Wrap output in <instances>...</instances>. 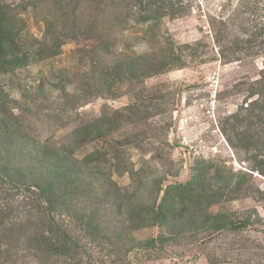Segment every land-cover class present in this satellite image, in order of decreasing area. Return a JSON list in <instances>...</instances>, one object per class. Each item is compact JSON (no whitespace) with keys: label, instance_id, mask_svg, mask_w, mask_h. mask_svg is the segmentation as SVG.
Returning <instances> with one entry per match:
<instances>
[{"label":"rangeland","instance_id":"rangeland-1","mask_svg":"<svg viewBox=\"0 0 264 264\" xmlns=\"http://www.w3.org/2000/svg\"><path fill=\"white\" fill-rule=\"evenodd\" d=\"M0 7L28 57L0 75L6 113L26 140L63 155L65 165L67 155L78 163L83 177L69 188L79 217L96 211L110 240L123 225L115 244L93 242L68 214L56 227L36 189L9 195L0 183V203L14 205L16 221L14 232L0 233L17 239L7 247L0 238V264H264V114L247 123L252 104L264 100V0H0ZM236 130L254 147H243L250 141L238 142ZM218 172L227 186L220 196ZM202 173L196 218H209L205 229L193 232L183 212L175 220L166 212L169 222L156 225L135 217L178 186L198 194L189 181ZM40 177H28L26 188ZM118 194L123 214L114 207ZM215 221L226 226L215 231ZM62 233L79 241L74 255ZM152 239L154 249L139 247Z\"/></svg>","mask_w":264,"mask_h":264},{"label":"trees","instance_id":"trees-1","mask_svg":"<svg viewBox=\"0 0 264 264\" xmlns=\"http://www.w3.org/2000/svg\"><path fill=\"white\" fill-rule=\"evenodd\" d=\"M257 12H259V9L258 11H256V13ZM255 21L256 19L254 20V22ZM47 30H49V27ZM48 35L51 36V34H46L45 39L46 37H48ZM56 47H58V44L54 46L53 51H51L49 55H53L57 52ZM22 51V48L17 43L14 24L9 18L7 11L4 8L0 7V75L9 73L16 68L25 66L27 64L28 57L26 54H23ZM262 79L263 78H261L260 80ZM5 106V103L2 101V99H0V183L4 186L2 188V192L7 191L9 195L10 193H14V195H17L19 192H21L20 194L25 195L29 190L33 191V189H36L38 192V197H36L35 201H37L39 205H41V211L47 213L52 222H55L54 219H56L57 216H59L60 219L65 218L63 213H65L66 215L68 214L69 216H66L68 217V219L73 220L74 218L75 220H78L81 225H83V229L89 234V239H91V241L100 244V239H106L107 242H112L115 244L122 232V224L116 227L117 231L114 240H110L108 234H101V232H99V230H101V223L100 218H96V211L90 214L87 219L81 218L75 213L72 204L73 191L71 188H69V186L73 185L75 187L76 180H78L79 178L82 179L83 177V174L78 170L77 165H75L78 163L73 160V158L67 155V158L71 161H67V164L65 165L66 157H64L63 155L61 156L51 149L42 148L39 145L32 144L30 141L26 140L24 130L19 128V122L15 119L14 116L10 114L8 115L6 113ZM262 114H264V100L258 102L255 101L252 104L250 114V117H252L253 120H249V122L247 123L251 126L252 124H255L256 119L257 121H262ZM235 117L237 118V122L241 123L239 116L235 115ZM84 130L88 131L89 126L85 127ZM244 136L253 145L249 142V144H243V147H254L255 143L252 142L251 137L246 135L243 130H236V137L238 139V142H246V139H243ZM228 141L233 146V148L239 147L233 145L229 138ZM15 145L16 148L20 147V149H16L14 147ZM61 152L67 154L66 152ZM70 154L71 152L69 153V155ZM115 158H117V156H115ZM98 161L101 160L97 158L93 160L90 158L89 163H97ZM64 165L65 168H62ZM36 167H39L41 169L40 172H36ZM38 173L40 174V176L42 174V177L37 178V181L33 184V187L27 186L26 188L25 182L28 177L34 178ZM214 176L215 181H217L220 185V187L216 189L215 193L219 194V196L223 195L222 191L227 187L225 185L226 181H224V175L221 172H218ZM45 177L48 178V182H43ZM205 177L206 176L203 173L197 174L193 178V180L189 181V184L194 185L195 188L200 191L198 194L197 192H192V189H189L187 185L178 186L175 189L178 191V193L173 198L169 197V194L166 192L165 196L161 199L160 204L157 205L156 201H154L149 208H146V212L142 211L144 208H140L139 211H137L135 217H139V222L143 223L147 219L148 221H151V224L155 223L156 225V223L158 224L157 221H162L164 223L169 222L166 212L171 213V216L172 218H174V220L180 219L179 213L183 212L185 213V218H188L189 216V220L187 221L189 226L187 227H192L191 225H194L192 230L193 232H197L200 229H205V225L210 222L209 218L206 217V215H202V212L200 216H203L204 218H196L198 216V213H200L199 211L204 210L200 203L202 201L201 197H205L203 190ZM117 193L118 192L114 190V194L116 195ZM158 195H156L155 200H157ZM121 196L122 194H118L114 201V207L116 209V212H119V214H123L124 210L123 204L121 203L120 199ZM209 197L211 198V196ZM38 198H41V201ZM167 200L168 203L169 200H171V203L168 204L171 209L164 210L163 207L165 206V202H167ZM212 200L214 199L211 198L209 202H211ZM206 203H208V201ZM176 205H179V211L175 210L177 209ZM13 206L14 205L11 203L9 206L8 202L6 201L4 203H0V227H2L3 230L10 229L14 232V224L16 223V221L10 219V209L13 212ZM185 211H187L188 213H186ZM145 215L149 216L150 218H146ZM84 219L85 222L83 224L82 220ZM215 222L216 225L213 226L215 231L221 230L226 226L224 221ZM246 224L247 222H241L238 226H246ZM55 226L60 228V226L56 222ZM230 226H232V228L234 229L238 228L235 222H230ZM177 228L178 227H175L173 229L175 235L178 232ZM180 228L181 231L185 230L184 225H181ZM13 232L11 234L4 232L0 233V238L5 243L4 245L7 246L9 242H17V239ZM48 234L53 235L54 233H52L51 229H48L46 235ZM52 237L53 236H48L47 238L46 236L42 237V239H47L50 245ZM54 237L58 242L59 233L54 234ZM62 238L66 242L69 241V243H72V255H74L78 250L81 249L79 241L74 240L72 237H70L69 234L62 233ZM153 244L154 240L152 239L146 241L143 246L139 247L142 249H154L155 246ZM52 245L55 246V244ZM133 250L134 249L131 248L130 250H128V252ZM7 251L8 250H6V252Z\"/></svg>","mask_w":264,"mask_h":264}]
</instances>
